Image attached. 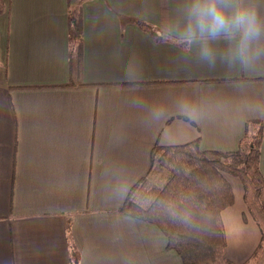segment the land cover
<instances>
[{
    "label": "crops",
    "instance_id": "1",
    "mask_svg": "<svg viewBox=\"0 0 264 264\" xmlns=\"http://www.w3.org/2000/svg\"><path fill=\"white\" fill-rule=\"evenodd\" d=\"M191 3L1 0L0 264H183L156 224L121 211L155 145L235 151L259 120L264 175V36L243 57L238 38H218L210 66L184 39ZM237 6L264 22V0ZM71 11L82 14L72 75ZM226 178L225 254L241 264L261 233L241 181Z\"/></svg>",
    "mask_w": 264,
    "mask_h": 264
},
{
    "label": "trees",
    "instance_id": "2",
    "mask_svg": "<svg viewBox=\"0 0 264 264\" xmlns=\"http://www.w3.org/2000/svg\"><path fill=\"white\" fill-rule=\"evenodd\" d=\"M81 17V12L72 11L69 17L74 36L71 75L82 61ZM245 124L235 151L201 150L196 139L181 145H155L151 169L131 188L121 207L126 214L156 224L167 238V247L177 252L183 264H235L225 254L220 213L234 199L227 175L241 181L244 203L261 233L256 248L241 264H257L264 252V175L259 168L262 123ZM160 171L167 178L159 187L154 179Z\"/></svg>",
    "mask_w": 264,
    "mask_h": 264
},
{
    "label": "clouds",
    "instance_id": "3",
    "mask_svg": "<svg viewBox=\"0 0 264 264\" xmlns=\"http://www.w3.org/2000/svg\"><path fill=\"white\" fill-rule=\"evenodd\" d=\"M230 7L231 0H192L188 7L184 39L189 45L201 41L199 58L210 66L216 61L212 43L218 38H238V51L243 57L264 36V22L255 8L237 6L230 11ZM260 55H264V49L257 48L255 56Z\"/></svg>",
    "mask_w": 264,
    "mask_h": 264
},
{
    "label": "rangeland",
    "instance_id": "4",
    "mask_svg": "<svg viewBox=\"0 0 264 264\" xmlns=\"http://www.w3.org/2000/svg\"><path fill=\"white\" fill-rule=\"evenodd\" d=\"M1 6H2V4H1V0H0V8H1ZM164 175V174H163ZM163 175H161V174H159L158 173V176L156 177V179H155V182H156V184L160 187L164 182H165V180H166V175L165 176H163ZM156 189H154L153 188V191H155Z\"/></svg>",
    "mask_w": 264,
    "mask_h": 264
}]
</instances>
